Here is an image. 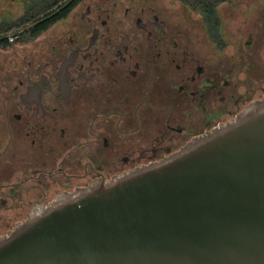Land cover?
I'll return each instance as SVG.
<instances>
[{
  "label": "flooded vegetation",
  "instance_id": "af4514ba",
  "mask_svg": "<svg viewBox=\"0 0 264 264\" xmlns=\"http://www.w3.org/2000/svg\"><path fill=\"white\" fill-rule=\"evenodd\" d=\"M175 1L0 0V238L264 97V0L220 3V38Z\"/></svg>",
  "mask_w": 264,
  "mask_h": 264
},
{
  "label": "water",
  "instance_id": "95a60500",
  "mask_svg": "<svg viewBox=\"0 0 264 264\" xmlns=\"http://www.w3.org/2000/svg\"><path fill=\"white\" fill-rule=\"evenodd\" d=\"M0 264H264V97L161 161L63 193Z\"/></svg>",
  "mask_w": 264,
  "mask_h": 264
},
{
  "label": "trees",
  "instance_id": "16d2710c",
  "mask_svg": "<svg viewBox=\"0 0 264 264\" xmlns=\"http://www.w3.org/2000/svg\"><path fill=\"white\" fill-rule=\"evenodd\" d=\"M192 11L200 14L204 23L209 27L214 38H220L221 19L218 14V6L225 0H178ZM46 7L42 8L41 12ZM40 14V13H39ZM37 14V16L39 15ZM36 17V15L34 16Z\"/></svg>",
  "mask_w": 264,
  "mask_h": 264
},
{
  "label": "rangeland",
  "instance_id": "374dc122",
  "mask_svg": "<svg viewBox=\"0 0 264 264\" xmlns=\"http://www.w3.org/2000/svg\"><path fill=\"white\" fill-rule=\"evenodd\" d=\"M175 3L176 4H178L179 6H183L182 4H180V2H176L175 1ZM234 0H231V1H229V4L226 6V5H224L223 7L225 8L224 10H221V13H222V11H223V13H230V12H233V10H235L234 8ZM183 8H184V10L185 11H187V12H190V13H192V15L195 17V18H201V16H200V14H198V13H196V12H194V11H191L188 7H186V6H183ZM255 8V10L253 11V13L255 14V15H263L262 13L264 12V2L263 3H258V5L257 6H255L254 7ZM223 9V8H222ZM223 13H222V15H223ZM262 17V16H261ZM222 19H224L223 17H221ZM234 30H235V28H234V25H233V23L232 22H228L227 20L225 21V20H223V32H224V34H225V36H224V40L226 41L225 43H226V50H227V52H229V53H233L234 52V47H233V45H234V41H233V34H234ZM235 46V45H234ZM263 56H264V50H263ZM255 71H254V74H257V73H259V71H256L257 69H254ZM257 75H260L261 76V74L259 73V74H257ZM258 95H260V93H257Z\"/></svg>",
  "mask_w": 264,
  "mask_h": 264
}]
</instances>
